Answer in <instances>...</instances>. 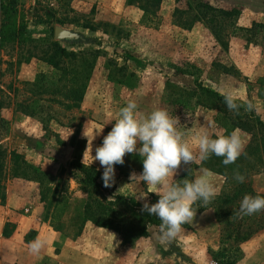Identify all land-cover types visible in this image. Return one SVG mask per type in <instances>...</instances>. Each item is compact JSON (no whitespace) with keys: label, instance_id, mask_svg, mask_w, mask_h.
Returning <instances> with one entry per match:
<instances>
[{"label":"rangeland","instance_id":"rangeland-1","mask_svg":"<svg viewBox=\"0 0 264 264\" xmlns=\"http://www.w3.org/2000/svg\"><path fill=\"white\" fill-rule=\"evenodd\" d=\"M14 1L16 11L7 17L2 13V4L7 1L0 0V30L5 25L4 28L31 39L11 36L2 43L0 36L3 216L10 208L13 216L19 211L27 213L28 208L49 218L47 204L40 201L38 174L18 169L12 151L40 168L50 186L66 188L74 201L84 198L75 164L97 167L102 181L103 168L99 161L92 162L91 155L95 156L96 147L102 145L104 136L114 126L119 109L129 100L137 103L141 114L163 108L178 117L181 124L177 127L187 133L194 150L198 133L224 132L217 118L223 117L222 113L207 107L206 98H201L195 88L196 82L219 93L232 91L240 100H252L259 109L253 111L254 115L264 121V0H209L217 6H236L241 10L235 25L226 31L227 48L203 22H196L190 29L179 26L173 14L184 2L177 0H162L151 15L129 0ZM87 24L95 29L87 28ZM57 27L80 36L57 39ZM43 36L62 42L68 50L78 53L77 58H67L63 69L45 62L38 56L42 53L35 41ZM81 66L88 67L90 77L84 98L77 103L74 90L81 88V81L73 82V78ZM209 121L215 122L214 129L207 128ZM100 129L103 131L96 135L92 152L86 151L87 136ZM239 133L247 144L250 133L242 129ZM126 168L128 176L115 168L111 188L144 203L139 197L150 189L144 182L130 179L133 172H142L137 167ZM201 168H207L203 162L182 164L174 179H193L200 175ZM212 172L217 196L231 192L235 183ZM246 182L254 191L253 196H264V170H255ZM246 194L252 195L250 191L241 194L229 207L231 211L238 210ZM193 207L198 209L193 223L183 227L167 244L157 240L158 229L154 226L148 237L123 243L113 229L87 222L78 237L68 236L59 226L53 251L63 253L62 262L66 264H220L227 258L236 264H264V211L242 218L235 214L245 236L236 243L234 234H229L233 227L229 229L225 220L217 217L213 201L207 206L197 202ZM14 228L10 222L8 232ZM31 230L25 237L29 241L34 235ZM29 241L24 244L21 237L6 241L0 238V264H17L11 252L21 244L26 249L21 260L25 264H33L31 260L36 264L58 263L48 246L39 256L30 254Z\"/></svg>","mask_w":264,"mask_h":264},{"label":"trees","instance_id":"trees-1","mask_svg":"<svg viewBox=\"0 0 264 264\" xmlns=\"http://www.w3.org/2000/svg\"><path fill=\"white\" fill-rule=\"evenodd\" d=\"M6 1L2 4V13L10 17L16 11L15 1ZM177 1L184 2L183 7H177L173 14L179 26L190 29L196 22H203L211 30L217 41L224 48H227L229 32L226 31L235 25L241 15V10L238 7H221L209 0ZM161 2L162 0H129L130 4L138 5L139 8L150 15L156 13ZM4 27L5 25L0 30L2 43L11 36H19L21 40L30 38L25 36V34H17L15 30ZM86 27L95 29L90 24H87ZM35 41H38L42 53L38 56L57 69L64 68V61L67 58H77L78 56L77 52L68 50L62 42L53 40L48 36L40 37ZM89 77L87 66H81V69H77L74 74L73 82L81 81L82 88L78 89L77 87L74 90L75 101L77 103L84 98ZM195 88L199 91L201 98H206L207 107L217 108L222 113L223 117L220 118L219 115L217 118L221 125L224 126L223 134H229L233 130L242 129L251 135L245 147V154L241 155L234 164L225 166L222 163L223 158L216 157L215 155L211 156L207 161H203L209 170L222 174L227 180H232L235 183L232 191L217 196L213 200V205L217 217L225 220V225L229 229L233 227L229 234H234V242H241L245 239V236L241 233L239 225L236 223V209L231 211L229 207L241 194L247 191H250L254 195V191L249 188L250 186L246 182V179L255 170H264V121L254 115L253 112L243 113V109H241L239 115H235L233 112L230 114L231 111L226 107L221 93L204 86L200 82H196ZM1 155L2 151L0 148V158ZM12 158L18 169L22 168L24 172H36L38 174L37 177L41 185L40 201L48 206L50 223L56 230H60L61 227L65 229L68 236L78 237L83 232L87 222H93L99 227L113 229L121 235L123 243H128L141 237H148L150 235V227L152 226L158 229L160 220L156 216H150L147 212L141 211L144 203L136 202L133 198L117 193L111 187H104L103 182L100 180V170L93 165L81 162L75 164L79 173L77 181L85 197L74 201L66 188L59 189L58 185L55 187L50 186V182L40 172V168L29 163L20 153L12 151ZM126 167H137L142 172L143 165L139 155L126 154L124 164L115 166L122 174L128 176L130 172ZM235 171H239L245 176L243 183H238L234 179ZM4 198L5 194L1 192L0 187V199L3 201ZM158 199L159 197L155 193H147L146 200L148 203H156ZM45 218L48 219V216L46 215ZM9 225L10 222L5 229L6 235L10 233L8 232ZM187 225L185 224L183 227ZM220 264H236V261L227 258L220 260Z\"/></svg>","mask_w":264,"mask_h":264},{"label":"clouds","instance_id":"clouds-1","mask_svg":"<svg viewBox=\"0 0 264 264\" xmlns=\"http://www.w3.org/2000/svg\"><path fill=\"white\" fill-rule=\"evenodd\" d=\"M224 103L229 111L239 115L241 109L245 112L259 111L252 100H240L232 91H223ZM181 124L178 117H173L166 109L156 108L150 113L141 114L134 100H129L119 109L111 131L103 138L101 146L96 147L93 161H99L103 168L102 181L104 187H111L115 180V166L124 164L126 154L139 155L143 171L130 176L139 182H144L159 199L156 203H148L147 195L141 211L160 220L158 232L155 234L161 244L172 242L183 230V225L192 224L197 208V202L207 206L219 194L211 177L213 172L207 168L200 169V175L193 179L176 180L181 165H190L207 161L211 156L221 157L223 165L234 164L245 154L246 143L239 129L229 134H213L205 130L197 134L196 149L187 139V133L177 125ZM216 127L214 121L207 123L208 129ZM103 129L88 137V148L92 152V144L96 135ZM85 151V152H86ZM84 161V159H83ZM191 170H189L190 173ZM238 183L245 181V176L239 171L234 172ZM264 211V196L244 195L240 201L236 215L238 217L252 216ZM231 218V217H230ZM48 244L47 238L39 235L27 243L30 254L39 256Z\"/></svg>","mask_w":264,"mask_h":264},{"label":"crops","instance_id":"crops-1","mask_svg":"<svg viewBox=\"0 0 264 264\" xmlns=\"http://www.w3.org/2000/svg\"><path fill=\"white\" fill-rule=\"evenodd\" d=\"M27 213H24V211H19L17 212V214H15L14 216L11 215V208L8 209V211L5 212V215H1L0 212V238L1 241H6L7 239L13 240L15 238H22V242L24 244H26L27 241H29L28 239H26V235L27 233L30 231H32L31 229H34V235L32 236L33 239L36 236H40L42 238H47L48 240V248L51 249V252L55 253L54 249V238L57 237L58 234L57 230L51 225L50 223V219H46L43 215V213L41 212H34L32 209H25ZM1 211V210H0ZM30 212V213H29ZM29 213V214H28ZM9 222H13L14 223V229L11 233H9L8 235L5 234V229L7 227V224ZM29 232V233H30ZM31 239V240H33ZM30 240V241H31ZM24 247L21 244L19 246V248L16 250H12V255L14 256V263L17 264H25L22 258L25 257V251H24ZM55 256L53 257V260L56 259V261L58 262L57 264H66L65 262H62L63 259V253H55ZM19 258V260L17 259ZM51 260V257L47 258ZM18 261H21L18 263ZM31 263L36 264L33 260H31Z\"/></svg>","mask_w":264,"mask_h":264},{"label":"water","instance_id":"water-1","mask_svg":"<svg viewBox=\"0 0 264 264\" xmlns=\"http://www.w3.org/2000/svg\"><path fill=\"white\" fill-rule=\"evenodd\" d=\"M55 34H56L57 39H74V38H78L80 36L79 34L73 32V31L64 29L62 27H57Z\"/></svg>","mask_w":264,"mask_h":264}]
</instances>
